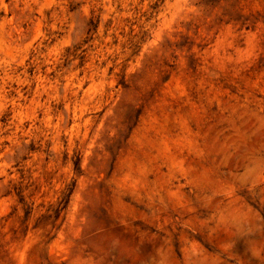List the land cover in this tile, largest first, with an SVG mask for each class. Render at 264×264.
I'll return each mask as SVG.
<instances>
[{"label": "rangeland", "instance_id": "obj_1", "mask_svg": "<svg viewBox=\"0 0 264 264\" xmlns=\"http://www.w3.org/2000/svg\"><path fill=\"white\" fill-rule=\"evenodd\" d=\"M46 2L5 0L9 7L0 10V163L10 165L0 176V264H20L36 233L46 243L24 253V264H114V256L132 264L125 251L103 247L99 233L125 217L153 237L161 224L176 231L177 216L160 213L153 223L140 189L144 176L164 187L177 168L194 172L193 182L217 196L216 204L239 210L223 247L195 231L179 239L203 250L204 264H264V243L250 238L243 215L264 216V204L248 195L264 175V0H194L198 17L178 25L161 18L152 32L143 24L161 13L144 0H68L66 8ZM182 8L177 3L174 12ZM152 39L158 43L130 73ZM137 77L146 87L137 89L125 142L107 144L104 163L86 168L88 140H76L70 159L68 128L91 120L78 130L91 137L109 100ZM235 169L253 170L241 178L243 188L231 181ZM69 175L75 183L68 181L66 197ZM89 181L96 196L81 227L79 216L70 218L72 202ZM186 182L172 191L187 199Z\"/></svg>", "mask_w": 264, "mask_h": 264}, {"label": "clouds", "instance_id": "obj_2", "mask_svg": "<svg viewBox=\"0 0 264 264\" xmlns=\"http://www.w3.org/2000/svg\"><path fill=\"white\" fill-rule=\"evenodd\" d=\"M32 2L38 4L39 0H32ZM181 2L183 4L181 13H175V5ZM67 3L68 0H48L45 3V7L51 6V4H59L62 8H66ZM144 4L157 5L161 13L160 17L149 19L143 24L144 29L149 32L155 29L158 19L171 17L172 22L178 25L180 21L195 19L200 14V10L195 6L194 0H144ZM8 7L9 5L5 3V0H0V10H7ZM157 43L158 40L152 39L142 45L139 57L136 63L131 66L130 73L141 67V61L145 60L146 56L150 54V50ZM25 82L27 81L22 83ZM144 87H146V82L137 77L132 79L131 87L127 92L116 93L115 97L109 100L104 118L91 137H86L84 132L78 131L81 127L91 128V120L86 125L81 122L72 128H68L69 141L67 150L70 154L69 158H74L71 153L72 149L77 146L75 141L80 140L81 144H83V141L87 139L85 167H91L89 161L93 164H103L106 158L105 146L111 144L113 148H118L125 142L128 129L135 123L137 89H143ZM95 110V108L91 109L93 113ZM0 115H3L2 106H0ZM62 122L67 128V121L62 120ZM3 131L4 129L0 127V141L4 139ZM57 139H59V136H57ZM13 143H16V141L13 140ZM60 150H63V146H61ZM94 151L96 152L95 157L93 155ZM3 156L4 154L0 153V161L3 160ZM9 166L7 163H0V176H6L5 169ZM96 170L98 169H93V171ZM253 174L252 169H244L243 171L235 169L230 178L234 184L243 188L246 185L241 178L248 176L251 179ZM194 175L195 173L193 172L185 176L177 168L176 175L172 177V181H169L162 188L158 186L154 188L152 183L147 180V177H143L147 186L141 188L140 191L146 192L148 194L146 199L151 201L150 207L154 210L153 223L155 224L160 213H164L169 217L177 216L176 231L170 230V223L167 225L161 224L159 226L161 230L157 236L153 237L150 231L145 233L143 229L130 228L126 217L116 220L110 219V227L99 233L103 247L113 252L125 251L131 256L132 264H186V262L187 264H204V251L194 249L188 241H181L179 239L181 232L192 235L193 231H195L196 235L203 236L212 247L215 248L217 245L223 247L227 243L226 236L231 234L230 225H232L235 216L239 214V210L232 204L227 206L216 204L215 201L218 197L215 195L209 196L206 190L195 184L192 179ZM181 178L187 181L184 185L187 199L183 194H179L178 191H172ZM68 181L75 183V179L71 175L68 176V180L65 182L67 185L66 197L70 195L71 190V183H68ZM260 185L248 193L249 199L256 203L258 207L264 204V191H262L264 189V175L260 177ZM92 186L91 181L87 182L81 188L80 194L72 202L70 218L79 216V225L81 227L87 224V217L82 214L86 205L91 204L95 200L96 194L92 191ZM0 215H3V213L0 212ZM243 215L246 223L250 225L246 229L247 233L251 234L250 238L256 242L264 243V216L250 209ZM79 234L80 227H77L73 235L78 237ZM45 243L46 241H44L40 233L30 235L23 246V252L19 253L20 264H24V253H28L29 249L33 251L43 249ZM149 247L151 251L148 250ZM113 262L114 264H123L115 256L113 257ZM230 264H239V262L234 261L230 262Z\"/></svg>", "mask_w": 264, "mask_h": 264}]
</instances>
